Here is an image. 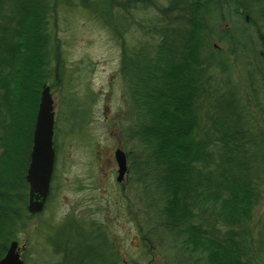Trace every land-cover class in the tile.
Returning a JSON list of instances; mask_svg holds the SVG:
<instances>
[{
    "label": "trees",
    "instance_id": "16d2710c",
    "mask_svg": "<svg viewBox=\"0 0 264 264\" xmlns=\"http://www.w3.org/2000/svg\"><path fill=\"white\" fill-rule=\"evenodd\" d=\"M14 1L19 14L13 17L17 19L10 21L0 15V21L6 22H0V106L10 120L8 138L0 142L4 149L0 161V260L10 244L18 241L22 219L32 218L27 211L26 181L31 138L44 85L60 77L62 69L59 46L47 28L51 1ZM228 2L171 0L165 11L174 13L170 17L180 23L160 19L154 23L160 36L157 45L132 53L124 48L122 74L131 88L136 114L124 136L140 147L129 161L130 173L144 198L141 242L148 249L155 242L176 248L185 257L182 264L250 261V242L234 228L250 217L259 193L264 132L247 128L240 115L243 107L238 108L227 96H213L204 83L214 63L211 53L204 56L211 37L209 25L220 21L216 13ZM237 4L236 13L254 29L264 52V0ZM222 33L235 45L245 44L243 27ZM208 102L212 111L203 125L200 111ZM3 122L0 111L1 128ZM54 147L58 151L56 133ZM18 187L24 192L12 194ZM103 243L109 250L107 240ZM112 256L113 264H119L117 254Z\"/></svg>",
    "mask_w": 264,
    "mask_h": 264
},
{
    "label": "rangeland",
    "instance_id": "374dc122",
    "mask_svg": "<svg viewBox=\"0 0 264 264\" xmlns=\"http://www.w3.org/2000/svg\"><path fill=\"white\" fill-rule=\"evenodd\" d=\"M49 1L53 8L47 15V28L59 46L62 65L60 77L46 83L54 99L58 151L46 208L31 219L23 218L24 226L17 232L25 264H113V252L119 264L184 263L185 257L176 248L155 242L148 249L142 244L141 186L130 173V161L128 174L118 183L115 160L119 148L128 159L140 151L135 141L124 136L136 119L131 88L122 74L124 48L132 53L159 43L154 23L170 21L174 13L167 15L165 10L171 0ZM203 1L217 5V0ZM238 1L223 4V10L216 13L220 21L210 22L204 56L211 53L214 63L204 83L213 96H227L243 107L240 115L247 128L264 132V52L254 29L236 13ZM18 14L14 0H0V15L14 21ZM175 18L171 21L179 24ZM235 26L246 31L242 46L222 36L223 30L233 31ZM213 48L216 52L212 53ZM56 64L54 59L53 67ZM0 111L4 119L0 142L4 143L10 120L2 105ZM211 111L210 102L201 109L203 125ZM3 155L0 147L1 163ZM21 191L18 187L12 194L18 196ZM258 191L250 217L234 228L250 242L249 264H264L263 174Z\"/></svg>",
    "mask_w": 264,
    "mask_h": 264
},
{
    "label": "water",
    "instance_id": "95a60500",
    "mask_svg": "<svg viewBox=\"0 0 264 264\" xmlns=\"http://www.w3.org/2000/svg\"><path fill=\"white\" fill-rule=\"evenodd\" d=\"M51 88L44 85L41 92L39 110L33 132V145L26 181L29 185L28 212L38 215L45 209L51 192V182L55 170L56 151L54 148L55 111ZM118 166L117 182L122 183L129 166L128 157L122 149L115 152ZM0 264H25L18 241H13Z\"/></svg>",
    "mask_w": 264,
    "mask_h": 264
},
{
    "label": "flooded vegetation",
    "instance_id": "af4514ba",
    "mask_svg": "<svg viewBox=\"0 0 264 264\" xmlns=\"http://www.w3.org/2000/svg\"><path fill=\"white\" fill-rule=\"evenodd\" d=\"M49 84V83H48ZM55 173V172H54ZM53 178H54V176H53ZM52 182H53V180H52ZM51 192H52V184H51ZM50 196H51V194H50ZM49 199H50V197H49ZM33 216V215H32ZM34 217V216H33Z\"/></svg>",
    "mask_w": 264,
    "mask_h": 264
}]
</instances>
